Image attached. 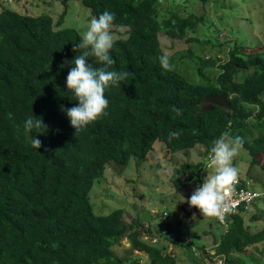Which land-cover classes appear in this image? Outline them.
<instances>
[{
  "label": "trees",
  "instance_id": "1",
  "mask_svg": "<svg viewBox=\"0 0 264 264\" xmlns=\"http://www.w3.org/2000/svg\"><path fill=\"white\" fill-rule=\"evenodd\" d=\"M80 1L102 27L126 28L121 36L100 46L76 28L56 29L49 14L0 11V264H139L137 251L149 253V264H182L165 244L147 242L151 228L128 220L126 209L96 213L90 191L108 164L144 159L157 141L171 152L202 145L210 156L230 139L259 164L264 48L234 45L215 78L197 66L203 79L192 81L168 59L162 38L184 39L203 15L173 9L159 19L160 0ZM215 93L227 94L235 116L216 104L203 108ZM180 171L172 176L177 190L185 185ZM233 217L220 224L214 255L247 264L233 250L263 242L264 229L252 233L243 215ZM167 229L169 242L183 241L180 229ZM125 237L131 246L119 254L114 247Z\"/></svg>",
  "mask_w": 264,
  "mask_h": 264
},
{
  "label": "rangeland",
  "instance_id": "2",
  "mask_svg": "<svg viewBox=\"0 0 264 264\" xmlns=\"http://www.w3.org/2000/svg\"><path fill=\"white\" fill-rule=\"evenodd\" d=\"M160 3L159 19L169 16L173 9L181 14L203 15V21L184 39L173 41L162 36L168 59H175L192 81L203 79L197 66L215 78L220 72L219 65L228 59L234 45H242L247 51L264 48V0H217L205 4L198 0H160ZM8 7L22 14H49L56 29L76 28L84 38L100 46L119 38L120 32L126 29L102 27L91 8L80 0H70L68 5L63 0H0V11ZM62 15L64 19L59 22ZM188 51L193 58L183 57ZM254 134H259L257 128ZM215 156L210 158L202 145L171 152L163 142L157 141L144 159L132 158L124 167L108 164L104 176L94 182L90 200L98 214L124 208L128 220L139 218L143 226L151 228L147 242L165 244L163 252L171 251L182 264H222L220 257L214 255L223 229L214 216L212 193L235 177L263 184L260 165L264 164V153L257 155L259 164L253 163L245 147L238 144L234 147L228 139L218 147ZM200 163L203 165L198 170L184 168V164ZM177 169L181 170L177 177L185 181L180 190L172 179ZM254 215L258 219L253 220ZM244 218L252 233L264 229V204L244 214ZM169 225L171 230L182 231L181 243L172 244L167 240ZM154 236L159 239L157 243L150 239ZM130 246V239L125 237L114 250L124 254ZM136 254L142 259L139 264H149L147 251ZM233 258L247 264H264V241L244 250H233Z\"/></svg>",
  "mask_w": 264,
  "mask_h": 264
},
{
  "label": "built area",
  "instance_id": "3",
  "mask_svg": "<svg viewBox=\"0 0 264 264\" xmlns=\"http://www.w3.org/2000/svg\"><path fill=\"white\" fill-rule=\"evenodd\" d=\"M241 184L242 182L239 178H234L229 185L217 194L220 202L217 215L223 223L226 222V215L236 212L239 206L243 205L247 208L258 197L263 195V193L249 187L245 188Z\"/></svg>",
  "mask_w": 264,
  "mask_h": 264
},
{
  "label": "clouds",
  "instance_id": "4",
  "mask_svg": "<svg viewBox=\"0 0 264 264\" xmlns=\"http://www.w3.org/2000/svg\"><path fill=\"white\" fill-rule=\"evenodd\" d=\"M225 142V141H224ZM223 142H221L220 143V145L222 144ZM219 145V146H220ZM218 153V152H217ZM215 155H217V154H214V155H210V158H212V156L214 157ZM216 157V156H215ZM235 178H239L240 180H241V182H242V184H241V186H243V187H245V188H251V189H254V190H256V191H259V192H261V193H263V195H261L260 197H258V199H256L252 204H250L247 208L245 207V206H239L238 207V209L236 210V212H234V213H231V214H228V215H226V222L225 223H223V222H221L220 220H219V217H218V215H217V211H218V209L220 208V202H219V199H218V193H220L227 185H229L231 182H232V180L229 182V183H227V184H225V185H223L222 187H221V189L220 190H217V191H215L213 194H214V203H215V205H214V216H215V219H216V221L219 223V224H224L225 226H227L228 227V225L234 220V215H236V214H241V215H243L244 216V214H246V213H248V212H250L251 210H253L255 207H257V206H260V205H263L264 204V192L263 191H261L260 190V188H259V185H256L255 183H253L252 181H250L251 179L249 178V179H247V180H243L242 178H240V177H235ZM248 178V177H247ZM248 183H249V186H248ZM213 196V195H212ZM168 229H166V231H167ZM146 238V240H147V238L149 239V235L148 236H146L145 237ZM151 239V241L153 242V240H154V243H157V240H159L157 237H151L150 238ZM192 247V246H191ZM193 248V247H192ZM138 252V251H137ZM171 252V251H170ZM220 260H222V264H225V256H220Z\"/></svg>",
  "mask_w": 264,
  "mask_h": 264
},
{
  "label": "water",
  "instance_id": "5",
  "mask_svg": "<svg viewBox=\"0 0 264 264\" xmlns=\"http://www.w3.org/2000/svg\"><path fill=\"white\" fill-rule=\"evenodd\" d=\"M211 104H216L224 109H232V115L235 116V108L232 107L231 103L227 99L226 93H219V94H209L204 99L202 106L203 108L210 109Z\"/></svg>",
  "mask_w": 264,
  "mask_h": 264
}]
</instances>
